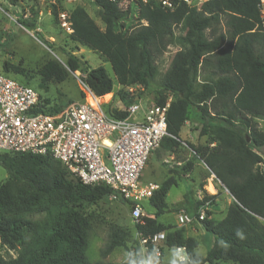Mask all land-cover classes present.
<instances>
[{"label":"trees","instance_id":"trees-1","mask_svg":"<svg viewBox=\"0 0 264 264\" xmlns=\"http://www.w3.org/2000/svg\"><path fill=\"white\" fill-rule=\"evenodd\" d=\"M3 1L11 6L19 2ZM259 1L207 0L199 9L182 5L172 12L143 5L134 14L121 11L108 0H92L103 29L82 7L69 11L70 39L103 57L121 87L148 88L156 73V61L170 44L174 28L182 23L185 26L180 40L186 48L174 54L156 90L154 104L163 106L169 101L168 136L161 144L170 151L178 146L175 139L191 108H195L201 122L199 135L206 137L205 144L188 147L232 201L221 221H200L214 238L205 257H200L195 252L196 241L186 238L182 229L168 230L156 222L165 212L166 194L175 184L174 178L166 179L149 198L153 217L146 214L142 224H135V231L142 237L164 232L165 246L184 248L186 260L162 263L159 258L156 264H264V170L259 166L263 162L260 149L264 147V132L254 123V119H264V36L258 29ZM51 6L52 15L57 17V7ZM26 21L31 22L28 26L34 25L33 20ZM17 22L27 25L20 19ZM221 23L225 32L218 34L215 27ZM84 65L72 54H67L65 67L47 61L37 72L38 86L45 89L49 83L61 84L69 72L79 70L84 74L82 82L96 96L113 91L114 82L103 67L86 70ZM2 70L11 78L24 73L7 63ZM205 71L208 73L199 81ZM135 98L120 93L125 107L135 103ZM40 100L48 112L67 106ZM108 110L115 118L127 117L117 108ZM0 166L8 175L0 184V248L14 255L7 259L0 256V264H113L91 263L86 254L91 216L85 208L109 197L108 187L83 185L49 156L0 153ZM213 199L205 194L202 201L196 200V211L203 201L211 204ZM127 238L122 231L110 233L101 257L124 248ZM152 259L150 247L144 254L135 248L123 264H144Z\"/></svg>","mask_w":264,"mask_h":264},{"label":"built area","instance_id":"built-area-1","mask_svg":"<svg viewBox=\"0 0 264 264\" xmlns=\"http://www.w3.org/2000/svg\"><path fill=\"white\" fill-rule=\"evenodd\" d=\"M57 1L50 0L49 3L58 8ZM64 1L73 3L76 0ZM108 1L121 11L137 14L143 5L172 12L182 5L199 9L207 0ZM257 8L258 29L264 36V0L259 1ZM57 19L60 28L71 35L69 12L58 10ZM34 30L40 32V27L36 25ZM79 83L82 93L79 102L58 112H48L45 110L48 106L41 102L34 88L0 72V153L49 156L64 165L83 185L106 186L111 192L110 199L130 203L132 221L142 224L143 202L149 200L158 186L142 184L141 173L152 151L168 136L166 112L169 101L163 106L153 103L142 106L139 94L133 91L143 92L144 86L124 87V95L135 96L137 100L127 107L118 102L121 106L113 108L127 114L126 118L118 119L110 115V103L103 100L104 96H96L82 80ZM261 122L264 124V119ZM259 166L264 170V162ZM202 198L198 200L202 201ZM209 206V201H203L195 218L179 211L176 215L178 227L204 220ZM136 235L143 250L150 247L153 259L161 258L166 247L164 232L147 237ZM175 251L177 261L186 260L184 248H175Z\"/></svg>","mask_w":264,"mask_h":264},{"label":"rangeland","instance_id":"rangeland-1","mask_svg":"<svg viewBox=\"0 0 264 264\" xmlns=\"http://www.w3.org/2000/svg\"><path fill=\"white\" fill-rule=\"evenodd\" d=\"M50 0H19L16 6H11L7 2L0 0V71L4 63L12 66H18L24 71L23 75L13 76L19 82H24L34 88L40 98L47 102L57 103L61 106H66L74 102L80 101L81 86L79 81L84 78V74L79 70L69 72L68 79L61 84H46L45 89L39 88L40 78L37 74L38 70L47 62L55 61L62 67H65L67 54H72L85 62L86 70L94 69L99 66L103 67L109 77L113 80V91L104 95L103 100L109 102L110 107H119L120 93L124 94V87L117 85L112 74L110 65L106 60L87 48L73 42L70 35L66 34L59 26L57 17L52 15V6ZM58 10L70 11L75 6L82 7L90 17L96 22L100 29H103V24L99 19V10L92 3V0H76L73 3H67L64 0L57 1ZM51 14H47V13ZM33 20V26H28L31 22L25 19ZM27 25H20L17 22ZM37 23V24H36ZM40 27V32L35 31V26ZM218 34L224 33L225 29L222 25L215 27ZM185 26L180 24L174 28L173 38L167 46L163 55L156 61V73L150 81L148 88L143 92L135 89L133 92L138 93L140 105L147 106L154 104L156 99L157 86L169 67L170 61L174 54L186 48L181 43V37L184 36ZM210 31H205L208 37ZM207 71V70H206ZM203 72L199 76V81L202 80L208 72ZM191 114H198L195 108H191ZM256 127L264 132V124L261 119H254ZM197 129H199L197 127ZM160 145V144H159ZM263 155L264 162V147L260 149ZM156 155L150 161V165L145 166L141 173V180H151L154 175L149 169L152 165H156ZM203 171V172H202ZM199 173V194L204 196L211 193L205 189L207 183H212V191L217 187V193L220 196H227L223 186L215 177L212 176L207 168H202ZM203 173V174H202ZM7 172L0 166V184L7 179ZM177 193V192H173ZM85 212L91 216V230L88 234L87 257L91 263H113L123 264L127 261L129 254L138 248L142 254L145 250L141 248L135 231V223L132 221L130 213L131 207L128 202L121 200L110 199L106 197L95 205L85 208ZM148 213V205L145 206L144 214ZM114 231H122L127 233L128 238L124 248H116L106 257H101L100 252L104 248L108 236ZM0 256L4 259L14 257L12 252L6 251L5 248H0ZM149 260H145L144 264H149ZM223 264H233L230 262Z\"/></svg>","mask_w":264,"mask_h":264},{"label":"crops","instance_id":"crops-1","mask_svg":"<svg viewBox=\"0 0 264 264\" xmlns=\"http://www.w3.org/2000/svg\"><path fill=\"white\" fill-rule=\"evenodd\" d=\"M47 14H49V12ZM197 127L199 129H197ZM200 129L201 122L199 115L191 114L189 119L181 127L178 139H175L178 142V146L174 148L173 151H170L165 147V143H160V145L152 151L145 165H150V161L154 155H156V165H152V168L149 169L150 171H153L154 177L145 182L143 179L140 180L142 184H153L159 187L166 179H175L174 186L169 189L165 197V212L156 218V222L166 227L168 230L171 228L182 229L186 238L190 237L196 241L197 246L195 248V252L200 257H205L206 252L214 243L213 236L207 233L202 224L196 220H194L190 225L182 228L178 227L176 223V215L181 210L195 218L197 212L195 209L196 200L201 197L198 192L200 189L199 172L202 171V168H206V166L188 147V145L198 146L205 144L206 137L199 135ZM209 184L210 182L207 183L204 188L208 190ZM222 188L224 189V192L227 193L226 189L224 187ZM217 190L219 189L214 187L213 193H207L210 196H214V199L206 212L208 213L206 214V218L214 223H217L224 218L226 209L232 201L229 194L228 197H223L217 193ZM173 192L177 193L175 194ZM146 205H148L147 215L149 217H153L154 210L150 206L149 200L143 202L144 209ZM177 256L178 254L176 253L175 248L165 247L159 261L162 263H170L177 261ZM156 263L157 260L154 259L149 262V264Z\"/></svg>","mask_w":264,"mask_h":264},{"label":"bare ground","instance_id":"bare-ground-1","mask_svg":"<svg viewBox=\"0 0 264 264\" xmlns=\"http://www.w3.org/2000/svg\"><path fill=\"white\" fill-rule=\"evenodd\" d=\"M211 185H212V184H209V185H208V190H210V191L213 193Z\"/></svg>","mask_w":264,"mask_h":264},{"label":"clouds","instance_id":"clouds-1","mask_svg":"<svg viewBox=\"0 0 264 264\" xmlns=\"http://www.w3.org/2000/svg\"><path fill=\"white\" fill-rule=\"evenodd\" d=\"M193 264H199V262L198 261H194Z\"/></svg>","mask_w":264,"mask_h":264},{"label":"water","instance_id":"water-1","mask_svg":"<svg viewBox=\"0 0 264 264\" xmlns=\"http://www.w3.org/2000/svg\"><path fill=\"white\" fill-rule=\"evenodd\" d=\"M137 99H135V101H136ZM207 168V167H206ZM212 176L214 177V175L212 174Z\"/></svg>","mask_w":264,"mask_h":264}]
</instances>
